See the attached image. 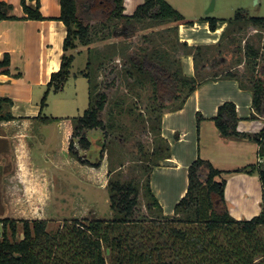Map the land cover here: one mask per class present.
<instances>
[{
    "label": "trees",
    "instance_id": "trees-1",
    "mask_svg": "<svg viewBox=\"0 0 264 264\" xmlns=\"http://www.w3.org/2000/svg\"><path fill=\"white\" fill-rule=\"evenodd\" d=\"M59 2V19L66 27L63 54L60 68L51 73L46 83L36 118L43 121L57 119L42 115L41 110L46 106L47 95L50 91L57 92L64 88L72 76L71 67L75 59V55L69 52L75 50L78 44L89 46L93 42L92 37L98 34V30H95L92 35L91 29L99 26L106 30L105 38H112L114 41L108 42L102 49L87 48L85 68L77 74L88 79L92 100L83 114L76 118L72 137H77L79 147L86 150L91 144L87 131L101 129L106 136L105 131L113 126L114 110H108V120H103L107 94L98 90L95 81L97 67L105 60H114L124 54L127 48L118 40L135 36L142 28L158 26L160 35L167 37L170 48L161 50L153 47L149 52L129 54V66L124 75L127 79L133 77L131 84L151 86L152 104L149 111L154 116H150L148 121L159 142L150 154H143L152 161L142 165V170L146 173L144 183L133 179H108L111 211L109 218L83 217L64 220L55 233L47 231L46 220L0 218V264H264V125L257 133L238 131L239 117L233 102L219 105L211 120L222 138L245 139L257 143L260 161L256 165L224 170L215 168L208 160L197 156L187 168V188L174 205L172 214L163 213L151 191V170L158 165L160 159L169 155V147L160 136L161 114L165 110L180 108L196 86L206 77H210L203 76L204 66H199L202 61V48H189L186 42L179 43L176 39L177 25L191 24L193 21L185 19L166 0H143L130 15L124 13V0ZM20 4L25 13L20 18H43L39 11V0H36L33 7L27 5L25 0H20ZM11 9V4L0 1V19L18 18L9 14ZM206 20L209 29L213 31L218 19L208 17ZM232 20H246L254 26L264 27V17H247L245 14L236 13ZM178 46L193 51L196 63L194 76L182 74L179 59L175 56ZM233 51L240 52V49ZM244 51L246 63L250 65L247 83L252 91V107L258 115L264 116V64L256 72L258 50L252 45H246ZM223 62L220 56H216L206 61V64L214 71ZM0 73L9 74L7 53L0 60ZM222 76L234 78L235 74L227 71ZM107 78L109 86L117 81L115 68L107 73ZM164 102L173 105L167 108ZM10 105L9 98L0 97V122L14 119L5 111ZM114 106L119 108V114L124 111L120 100L115 101ZM131 111L132 108H125V112ZM253 117L255 115L250 116ZM202 119L203 116L196 113L197 132ZM73 145L74 141L71 140L69 152L82 163L88 162L87 159L80 158L82 156L74 151ZM89 164L93 167L99 166V162ZM240 172L256 173L261 182V209L250 219L234 218L229 212L224 195L227 177ZM108 174L109 171L107 176ZM141 187H144L147 199L145 207L149 213L138 219L135 211L139 205ZM18 222H21L22 238L15 240ZM106 252L108 256L105 255Z\"/></svg>",
    "mask_w": 264,
    "mask_h": 264
},
{
    "label": "crops",
    "instance_id": "crops-1",
    "mask_svg": "<svg viewBox=\"0 0 264 264\" xmlns=\"http://www.w3.org/2000/svg\"><path fill=\"white\" fill-rule=\"evenodd\" d=\"M0 1L11 4L9 14L18 17L0 19V60L5 53L9 55V74L0 73V97L11 100V105L5 111L14 117L0 122V218H9V208L15 207L13 203L17 201H11L10 205L7 194L19 190L20 185L26 188L33 157L48 156L53 152L51 143L59 145V139H62L63 133L57 121H43L36 116L40 111V100L46 90V83L51 73L60 68L66 27L59 19V0H39L42 19L20 18L25 16L20 0ZM166 1L185 19L193 21L191 24L177 25L176 39L179 43L186 42L189 48H202V72H214L206 61L220 56L224 62L218 68L235 74L234 78L221 75L206 77L180 108L165 110L161 114L160 136L169 147V155L160 159L158 165L152 168L150 187L163 213L172 214L174 205L187 188V168L197 156L208 160L215 168L224 170L256 165L260 161L257 143L245 139H225L219 135L211 120L218 106L224 102L235 104L239 117L237 130L241 132H259L264 125V116L258 115L252 107V91L247 83L250 65L246 63L244 54L246 45H252L255 49L257 46L251 42L249 35L240 44L234 38L245 31H257L258 26L246 20L215 17L218 21L212 31L206 20L212 16L209 10L203 11L206 0ZM25 2L33 7L36 0ZM142 2L124 0V13L132 14ZM234 49H240V52ZM175 56L179 59L182 74L194 76L196 63L193 51L178 46ZM263 64L264 58L259 54L255 71ZM71 74L72 78L78 75L72 71ZM262 77L264 79V75ZM63 91L64 88L48 93L42 114L48 106L50 95ZM196 113L203 116L198 132ZM251 115L255 117L250 118ZM224 195L229 212L236 219H250L261 209L262 188L256 173L229 175Z\"/></svg>",
    "mask_w": 264,
    "mask_h": 264
},
{
    "label": "rangeland",
    "instance_id": "rangeland-1",
    "mask_svg": "<svg viewBox=\"0 0 264 264\" xmlns=\"http://www.w3.org/2000/svg\"><path fill=\"white\" fill-rule=\"evenodd\" d=\"M206 10H209L208 13L212 17L227 20H232L236 13L245 14L247 17H264V0H206L203 11ZM98 27L94 26L91 29L92 35L95 30H98V34L92 37L93 42L89 46L78 44L77 48L72 50L76 54L71 67L72 72L77 73L78 70L85 68L87 48L102 49L108 42L114 41L112 38L106 39L104 36L106 30ZM159 28L158 26L142 28L135 36L118 40L127 48L124 54L114 60L112 58L105 60L97 67L95 81L98 90L107 94V104L102 118L107 121L108 110L111 109L114 110V116L113 126L105 131L106 136L101 129L87 131V137L91 142L90 148L86 150L80 148L76 141L77 137H72L76 118L83 114L92 100L88 79L79 74L76 78L70 76L62 93L50 95L48 106L42 115L57 118L55 121L60 125L62 139H59V145L51 143L53 152L48 156L33 157L27 187L20 185L19 190L7 194L10 205L13 200L17 201L13 203L15 207L9 208L8 215L11 216L9 218L46 220L47 231L55 233L64 220L111 216L107 190L109 178L133 179L144 183L146 173L143 172L142 165L152 161L143 154L146 156L150 154L159 142L148 121L150 116H154L149 111L152 104L151 86L131 84L133 77L127 79L124 71L129 66L128 55L133 52H149L153 47L161 50L170 48L167 37L160 35ZM246 32L235 35V42L240 44L242 39L249 35L251 42L257 46L258 54L264 58V49H261L264 48V27L258 26L257 31ZM112 68H115L117 81L109 86L107 73ZM225 72L218 68L214 72L204 71L203 76H222ZM117 100L121 101L124 110L121 114L119 108L114 106ZM164 104L167 108L173 105L170 102ZM127 107L132 108L131 113L125 112ZM71 140L74 141V151L76 150L77 154L82 156L80 158L87 159L88 162L82 163L77 156L69 152ZM89 162H99V166L93 167ZM23 189H26L25 192ZM146 200L144 187H141L139 205L135 211V217L138 219L149 213L145 207ZM21 238V222H18L14 239ZM105 255L108 256V252Z\"/></svg>",
    "mask_w": 264,
    "mask_h": 264
},
{
    "label": "built area",
    "instance_id": "built-area-1",
    "mask_svg": "<svg viewBox=\"0 0 264 264\" xmlns=\"http://www.w3.org/2000/svg\"><path fill=\"white\" fill-rule=\"evenodd\" d=\"M1 225H2V224L0 223V228H1Z\"/></svg>",
    "mask_w": 264,
    "mask_h": 264
},
{
    "label": "flooded vegetation",
    "instance_id": "flooded-vegetation-1",
    "mask_svg": "<svg viewBox=\"0 0 264 264\" xmlns=\"http://www.w3.org/2000/svg\"><path fill=\"white\" fill-rule=\"evenodd\" d=\"M89 139V138H88ZM91 145V144H90Z\"/></svg>",
    "mask_w": 264,
    "mask_h": 264
}]
</instances>
